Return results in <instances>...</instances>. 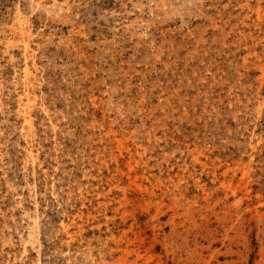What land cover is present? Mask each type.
<instances>
[{
  "label": "rangeland",
  "instance_id": "rangeland-1",
  "mask_svg": "<svg viewBox=\"0 0 264 264\" xmlns=\"http://www.w3.org/2000/svg\"><path fill=\"white\" fill-rule=\"evenodd\" d=\"M0 264H264V0H0Z\"/></svg>",
  "mask_w": 264,
  "mask_h": 264
}]
</instances>
